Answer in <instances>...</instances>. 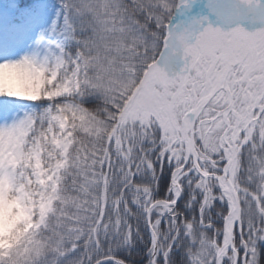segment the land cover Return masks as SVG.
Segmentation results:
<instances>
[{"label":"snow or ice","instance_id":"1","mask_svg":"<svg viewBox=\"0 0 264 264\" xmlns=\"http://www.w3.org/2000/svg\"><path fill=\"white\" fill-rule=\"evenodd\" d=\"M62 6L0 50V264H264V0Z\"/></svg>","mask_w":264,"mask_h":264},{"label":"rangeland","instance_id":"2","mask_svg":"<svg viewBox=\"0 0 264 264\" xmlns=\"http://www.w3.org/2000/svg\"><path fill=\"white\" fill-rule=\"evenodd\" d=\"M67 0H30L28 5H18L16 1L0 2V50L5 53L9 47L14 48L12 58L16 59L26 54H33L37 51V41L41 35H52L57 33L64 23L65 9L63 4ZM41 13V21L35 32L28 30L25 33V44H18L11 41L14 32V23L22 17L31 20ZM4 230V212L0 209V233Z\"/></svg>","mask_w":264,"mask_h":264},{"label":"clouds","instance_id":"3","mask_svg":"<svg viewBox=\"0 0 264 264\" xmlns=\"http://www.w3.org/2000/svg\"><path fill=\"white\" fill-rule=\"evenodd\" d=\"M7 89L21 95H32L36 91L35 82L28 72L16 67H0V90ZM7 241H0V245Z\"/></svg>","mask_w":264,"mask_h":264},{"label":"bare ground","instance_id":"4","mask_svg":"<svg viewBox=\"0 0 264 264\" xmlns=\"http://www.w3.org/2000/svg\"><path fill=\"white\" fill-rule=\"evenodd\" d=\"M41 13L38 14L36 17H34L33 19H29L26 20L25 18H18V21L14 23V30L15 31L13 34V36L11 35V41H10V45L12 42H17L18 44H25L26 41V37H25V31L27 32L28 30L32 29V32H35L36 27L39 25V21H41L42 17H41ZM24 30V32H23Z\"/></svg>","mask_w":264,"mask_h":264},{"label":"trees","instance_id":"5","mask_svg":"<svg viewBox=\"0 0 264 264\" xmlns=\"http://www.w3.org/2000/svg\"><path fill=\"white\" fill-rule=\"evenodd\" d=\"M16 1L18 5H28L30 3V0H0V2H11ZM63 26V25H62ZM61 26V28H62ZM163 186L167 185V176H165L161 181ZM261 259L264 261V250L261 252Z\"/></svg>","mask_w":264,"mask_h":264}]
</instances>
